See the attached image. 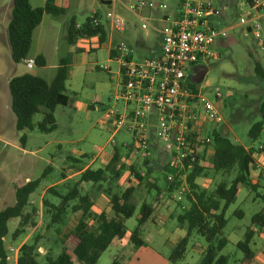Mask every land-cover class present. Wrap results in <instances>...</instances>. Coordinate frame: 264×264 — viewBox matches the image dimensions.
Wrapping results in <instances>:
<instances>
[{
	"label": "rangeland",
	"instance_id": "obj_1",
	"mask_svg": "<svg viewBox=\"0 0 264 264\" xmlns=\"http://www.w3.org/2000/svg\"><path fill=\"white\" fill-rule=\"evenodd\" d=\"M9 1L0 0V16L1 7L4 6L5 13L8 10ZM44 1L31 0L30 2L36 7L43 5ZM66 1L69 4L66 13L59 16L47 15L43 26L36 32L31 52H39L45 56V67L36 65L30 69L22 62L17 63L19 71L15 73L18 75L22 71L31 72L51 81L56 75L61 60L67 58L70 69L67 92L71 100L67 106L59 105L56 108L57 128L54 131L41 132L37 128L27 130L28 138L24 145L20 140L22 132L16 129L15 114L10 108L0 107V211L15 203V187L23 183L27 176L36 179L49 168L40 189L32 196L33 200H37L40 204L41 192L46 186L58 183L68 167L75 166L74 170H77L89 164L93 169H97L109 161L114 150V145L111 144L114 127L109 126V123L104 120V114L110 107L122 106L121 101H116L114 98L119 81L117 75L109 71V67L112 66V69L116 70L118 63L110 62L109 47L111 44L126 42L135 48L134 59L152 57L160 51L162 34L159 30L164 25L159 20L162 13L160 10H152L153 14H151L147 8L142 9L143 15H152L149 21L151 26L148 30H144L141 27L140 18L118 1L115 5V13L124 18L126 22L125 30L121 32L111 29L107 18V13L113 12L112 3L103 0ZM242 1L244 0H216V5L222 8L224 13L221 17L215 18V24L219 27L239 24L240 15L251 11L247 6L241 7ZM169 5L172 6L173 3ZM95 13L101 16L102 22L107 27V41L100 47L92 41L91 45L95 49L93 51H87L88 42L81 44L80 47L71 45L67 39L69 22L75 20L82 24ZM4 33L5 29L0 27V73L8 75L13 74L15 62L12 59L9 45L5 41ZM154 48L156 52H153ZM213 49L216 56L201 63L207 68V72L200 85L205 95L218 106L224 122L216 124L204 121L205 133L208 134L211 130L217 129L235 142L246 145L251 143L258 147L259 143L264 142V132L258 140L252 141L248 137V129L254 122L262 119L259 106L264 101V80L256 73L255 67L257 62L264 66V51L261 50L253 35L243 34L240 26L230 31L229 37L216 44ZM15 73L11 75L14 76ZM216 89L221 91L223 95L221 98L216 97ZM0 95L2 99H5V103L10 101L8 84L2 81H0ZM41 119V113L34 116L35 123ZM148 134L152 152L150 164L145 166L143 159L132 156L128 160L129 157L124 155L123 162L126 167L114 185L116 188V185L118 187L124 183L121 186L124 187L137 182L139 185H137L133 200L139 207L143 201H146L143 199H147L148 194L151 195L147 200L150 202L157 194V190L149 188L146 181L138 183L136 175L130 169L131 165L144 178L151 181L157 177L159 178L158 185L160 187L165 185L162 173L165 172L164 165L167 156L157 138L154 122L150 125ZM114 140L117 146L133 145L134 135L121 130L115 134ZM15 144H18V147ZM82 154H86L87 157L81 159ZM76 158L81 159L82 163L76 162ZM259 160L262 163V158ZM258 173L254 171V179H257ZM222 178L221 174L210 173L207 177L200 178V182L208 189H213ZM232 178L233 175L229 176V179ZM69 183L72 186L75 184L73 180ZM57 187L63 191L67 188L61 185ZM164 203L160 215L153 218L154 222L150 221L144 226L146 231L143 238L147 243L145 247H135L130 242V234L138 225L140 210L138 207L136 214L126 221L128 232L121 241L123 243L110 246L101 254L96 264H110L115 257H119L124 262L130 261L132 264H197L207 245L206 240L197 234L190 238L184 259L177 263L170 262L169 256L175 243L186 234V230L181 228L177 220L173 218V214L177 212V204L167 197ZM262 207V201L255 199L254 193L249 194L245 187L240 189L237 200L227 211L228 225L224 232L229 238V243L221 252L229 257L227 264H239L243 253L236 248V242L243 238L251 223V217ZM237 209L243 210V217L234 215ZM44 212L45 207L41 205L38 218L40 225L33 230L32 235L43 234L45 239L42 240L41 252L52 250L57 256L63 247L61 241L63 233L72 228L75 222L70 220L62 227H47L50 216H45ZM18 224V218H13L8 222V234L4 241L10 256V247L16 248L20 243V239H13ZM255 250L258 256V249L255 248ZM9 264H14V261H10ZM39 264H45V257L40 258Z\"/></svg>",
	"mask_w": 264,
	"mask_h": 264
},
{
	"label": "trees",
	"instance_id": "obj_2",
	"mask_svg": "<svg viewBox=\"0 0 264 264\" xmlns=\"http://www.w3.org/2000/svg\"><path fill=\"white\" fill-rule=\"evenodd\" d=\"M68 7L66 0H61V4H57V0H46L44 6L37 7H34L30 0L11 1L7 43L15 63L25 64L24 61L30 57L33 35L44 15H63ZM77 24L75 20H71L68 25L67 39L71 45L77 46L80 40H95L96 45L100 47L107 41V27L98 13L88 17L80 27H77ZM93 50L95 49L91 45L90 51ZM111 57H114L113 53ZM35 60L37 66L46 64V58L42 54L37 55ZM255 71L264 80V66L260 62L256 63ZM69 75L68 60L63 58L51 81L31 72L11 77L9 81L11 107L16 115V129L22 132L20 140L23 145L28 138L27 130L37 128L41 132H52L57 128L55 110L59 105L67 106L71 100L67 92ZM38 113L42 114V119L35 123L34 116ZM259 113L262 119L254 122L248 129V137L252 141L258 140L264 131V101L259 106ZM198 135L192 132L191 140L193 141ZM207 135L211 138V142L203 144L198 161L188 174L190 190L185 200L177 204V212L173 214V218L186 230V234L175 244L169 260L171 263L182 261L190 238L197 234L207 243L197 264H227L229 257L221 254L229 243V238L224 232L228 225L227 211L237 200L240 189L245 187L249 194L254 193L255 199H260L263 203L262 209L251 217V223L243 238L236 243V248L243 253L239 264H251L255 258L252 247L254 237L257 233H264V173H260L257 181L253 182L251 172L258 164L256 154L264 147L247 148L217 129L211 130ZM124 155L129 157L128 160L132 158L133 145L115 144L111 158L104 166L97 169L85 168L86 165L78 168L81 171L79 181L65 191L58 189L57 186L48 188L47 195L42 198L44 214L50 216L47 227L67 225L73 213H80L79 218L72 228L63 233L61 239L63 247L57 256L52 250L41 252L42 240L45 236L35 233L20 246L17 264H39L42 257H45V264L76 262L96 264L101 254L114 241L126 237L128 232L126 221L136 214L139 206L133 200L135 186L129 185L127 188L119 189L116 185L117 189L114 188L126 167L123 162ZM151 156L143 159L145 166L150 164ZM85 157L86 154L81 155V159ZM81 159L77 162H81ZM130 169L136 175L138 183L146 181L149 188L157 190L155 199L164 203L167 197L171 201V193L176 189V184L167 179L166 171L170 170L167 160L164 165L165 172L162 173L165 181L163 189L157 185L159 178L155 177L150 181L134 166L131 165ZM47 170L40 177L17 187L15 203L0 211V264H9V252L4 238L8 234V222L11 219H19L13 239H18L40 225L38 220L40 207L32 202L31 196L40 189ZM210 173L221 174L223 177L213 189L205 188L198 183L199 178L207 177ZM232 175L233 178L229 179ZM83 182L92 184L91 191L104 193L109 197L113 215L105 211L99 214L93 212L94 203L91 196L82 192L80 188V183ZM162 193L165 194L164 198L160 197ZM139 209L138 225L130 234V242L135 247L146 244L143 238L144 226L152 221L154 213L152 203L147 200L141 203ZM234 215L241 218L244 212L237 209ZM90 220H93L92 224ZM110 264H122V261L119 257H115Z\"/></svg>",
	"mask_w": 264,
	"mask_h": 264
},
{
	"label": "built area",
	"instance_id": "obj_3",
	"mask_svg": "<svg viewBox=\"0 0 264 264\" xmlns=\"http://www.w3.org/2000/svg\"><path fill=\"white\" fill-rule=\"evenodd\" d=\"M118 1L140 18L144 30L149 29L152 19V15L142 14L144 8L160 10L159 20L164 25L159 30L160 51L152 57L134 59L135 48L123 41L110 49L119 63L120 80L114 98L122 103L121 107L108 108L104 114V120L114 127L111 144L115 146L118 131L126 130L134 135L133 157H150L148 130L154 122L170 167L167 179L176 184L171 201L179 204L190 190L188 174L198 161L203 144L211 142L203 133L204 121L224 122L218 106L202 91L201 82L191 81L189 73L195 65L214 58V46L226 40L237 26L245 36L253 35L264 51V0L242 1L241 7L247 6L251 11L240 15L239 24L228 27L215 24V18L224 13L216 0H111L113 12L107 13L109 24L111 29L123 32L126 22L115 13ZM24 62L30 69L36 66L34 57ZM215 94L217 98L223 96L219 89ZM192 132L199 134L193 141ZM10 251L16 249L11 247Z\"/></svg>",
	"mask_w": 264,
	"mask_h": 264
},
{
	"label": "crops",
	"instance_id": "obj_4",
	"mask_svg": "<svg viewBox=\"0 0 264 264\" xmlns=\"http://www.w3.org/2000/svg\"><path fill=\"white\" fill-rule=\"evenodd\" d=\"M11 1L12 0H10L9 2H8V10L7 11H5V13H4V6H2L1 7V11H2V14H1V16H0V27L2 28V29H5V33H4V38H5V41L7 42V24H8V18H9V13H10V9H11ZM31 1V0H30ZM104 2H109V3H111V0H103ZM158 1V0H157ZM244 1H247V0H244ZM45 3H46V0L44 1V3H43V5H41V6H44L45 5ZM57 4H61V0H57ZM35 7V6H34ZM37 7V6H36ZM149 13H151V14H153L152 13V11H149ZM47 15H49V14H45L44 15V17H43V20H42V22H41V24L36 28V30H35V32H34V35H33V42H32V47H33V44H34V40H35V37H36V32H37V29H39V28H41L42 26H43V24H44V22H45V20H46V17H47ZM161 15V14H160ZM7 17V18H6ZM264 18V17H263ZM262 18V19H263ZM3 19H4V21H3ZM263 21V23H264V20H262ZM3 36V35H2ZM93 41H95V40H93ZM86 42H88V45H89V47H87V51H90V47H91V43H93L92 41H90V40H80V41H78V44H77V47H80V45L81 44H83V43H85L86 44ZM113 45H115V44H111L110 45V47H109V57H110V62L111 61H116L113 57H111V53H110V49H111V47L113 46ZM32 47H31V49H32ZM154 51H156V49L154 48L153 49V52ZM30 52H31V50H30ZM84 52V51H83ZM32 53V54H31ZM30 53V57H36L37 55H39V54H41V53H37V52H31ZM117 62V61H116ZM118 63V62H117ZM46 65V64H45ZM45 65H44V67H45ZM14 72H13V74L15 73V72H18L19 71V69H18V67H17V63H15V66H14ZM109 71L112 73V74H116L117 75V77H118V81L120 80V76H119V63H118V66H117V69L116 70H114V69H112V66H110L109 67ZM26 71H22L20 74H23V73H25ZM12 73H9L8 75H4V74H1L0 73V81H2V82H4L5 84H8V87H9V81H10V79H11V77H12V75H11ZM16 75H17V73H15ZM20 74H18V75H20ZM37 75V74H36ZM119 83V82H118ZM118 83H117V86H118ZM117 91V90H116ZM9 92H10V89H9ZM11 101H12V98H11V93H10V101L7 103H5V99H2L1 98V95H0V107L1 108H7V109H11L12 110V107H11ZM13 111V110H12ZM14 113V112H13ZM15 114V113H14ZM15 117H16V115H15ZM15 125H16V123H15ZM111 125V123H109V126ZM264 132V131H263ZM247 148H251V147H254V148H260V147H264V142H261V143H259V146L258 147H255L253 144H251V143H249V145H246V144H244ZM15 146H17L18 147V144H15ZM22 149V148H21ZM161 152V151H160ZM262 152H264V149L263 150H261L259 153H257L256 154V161H257V167L256 168H254L253 170H252V172H251V176H252V178H253V176H254V171H257V172H259L258 174H257V177H258V175L260 174V173H264V154L262 153ZM83 155V154H82ZM262 155V156H261ZM260 158H262V163L260 162ZM95 159V158H94ZM94 159H92V161H94ZM80 159L79 158H76V162L77 161H79ZM166 161V160H165ZM107 162H105V164H106ZM104 164V165H105ZM103 165V166H104ZM87 167H91L92 168V166H90L89 164H87L86 166H85V168H87ZM100 167H102V166H100ZM74 168H75V166H73V167H68V170L67 171H64V175L62 176L63 178L60 180V181H58V183H53V184H51V185H48V186H46V188L41 192V194H40V197H41V203L40 204H38V201L37 200H33V198H32V196L35 194H33L32 196H31V200H32V202L33 203H35L37 206H39V207H41V205H42V198L44 197V195L46 194V191L48 190V188H50V187H52V186H59V185H61V186H64V187H69V186H71L70 185V183H69V181H71V180H73L75 183H77L78 181H79V178H80V174H81V171L79 170V169H77V170H74ZM157 178V177H156ZM30 180H32V178H31V176H27L26 178H25V181L23 182V183H21V184H19V185H16V187L15 188H17V187H19V186H21V185H23L24 183H26V182H28V181H30ZM153 180V179H152ZM151 180V181H152ZM255 181H257V179H254L253 178V182H255ZM198 183L201 185V186H203V183L202 182H200V178L198 179ZM124 185V183H122V184H120V186H119V189H124V188H127L129 185H133V186H135L136 188H138V186L137 185H139V184H137V182L136 183H131V184H128V185H125L124 187H121V186H123ZM157 185H158V182H157ZM91 186H92V184L91 183H87V182H83V183H80V188H81V190H82V192H86V193H88L90 196H91V198H92V200H93V203H94V206L92 207V210H93V212L94 213H97V214H99L100 212H102V211H105V212H107L109 215H113V212H112V209H111V206H110V199H109V197L106 195V194H104V193H98V192H94V191H91ZM158 187L159 188H161V189H163V188H165V185L163 186V187H160L159 185H158ZM203 187H205V188H207L206 186H203ZM66 188V189H67ZM144 194H145V196L147 195L146 194V192H144ZM149 196H151V195H149L148 194V196H147V199L146 198H144L143 200H148V197ZM151 203H152V205H153V207H154V213H153V217H152V222H154L153 221V218H155V216H157V215H160V213L162 212V208H163V206L165 205V203H162V202H159L157 199H155V196H153L152 197V199H151V201H150ZM172 213V212H171ZM79 214L80 213H73V214H71L70 215V219L69 220H72L73 222H76L77 221V219L79 218ZM93 223V220H90V224H92ZM148 224V223H147ZM146 224V225H147ZM145 225V226H146ZM144 232L146 231V227H144ZM32 232L33 231H30V232H28V233H26L25 235H22L21 237H19L18 239H20V243H19V245L15 248L16 249V251H13V252H11V256L9 255V262L10 261H14V264H17V260H18V255H19V248H20V246L24 243V242H26L28 239H30V237L32 236ZM183 237V236H182ZM182 237H180V238H182ZM179 238V239H180ZM122 240H116V241H114V243L112 244V245H114V244H116V243H123V242H121ZM177 243V242H176ZM175 243V244H176ZM237 243V242H236ZM147 244V243H146ZM146 244L145 245H142L141 247H145L146 246ZM111 245V246H112ZM11 247H13V246H11ZM10 247V248H11ZM252 247H253V249H254V251H255V258H254V260H253V262L251 263V264H264V252H262L263 251V249H264V233H257L256 235H255V237H254V241H253V245H252ZM255 248H257L258 249V252H259V255L257 256V253H256V250H255ZM43 253V252H42ZM122 264H132L130 261H128V262H124V261H122Z\"/></svg>",
	"mask_w": 264,
	"mask_h": 264
},
{
	"label": "flooded vegetation",
	"instance_id": "obj_5",
	"mask_svg": "<svg viewBox=\"0 0 264 264\" xmlns=\"http://www.w3.org/2000/svg\"><path fill=\"white\" fill-rule=\"evenodd\" d=\"M206 72H207V68H205V66H202L201 64H197L193 67V69L189 73V79L191 81L198 83L202 82Z\"/></svg>",
	"mask_w": 264,
	"mask_h": 264
}]
</instances>
